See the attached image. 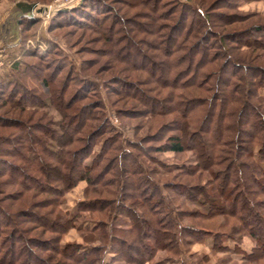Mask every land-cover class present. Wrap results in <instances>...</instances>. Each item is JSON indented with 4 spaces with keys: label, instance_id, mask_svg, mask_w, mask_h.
Segmentation results:
<instances>
[{
    "label": "trees",
    "instance_id": "1",
    "mask_svg": "<svg viewBox=\"0 0 264 264\" xmlns=\"http://www.w3.org/2000/svg\"><path fill=\"white\" fill-rule=\"evenodd\" d=\"M151 1V12L127 16L107 0H83L58 11L49 27L71 20L89 24L110 45V64L129 74L89 73L91 63L80 53L76 71L53 44L45 51L26 49L16 72L0 76V104L11 105L18 115L6 125L0 122L15 128L0 133V173L9 167L5 173L14 176L20 195L31 199L28 208L15 212L0 206V264H112L118 257L128 264H162L207 237L210 250L239 255L237 264H264V9L239 8L251 0ZM132 2L125 3L140 5ZM221 5L232 11H211ZM241 16L249 23L229 31L215 23ZM36 20L23 18L22 32ZM131 50L145 66L128 59ZM55 52L58 62L47 64L46 56ZM29 55L40 61L31 64L24 59ZM116 83L124 96L144 106L137 112L146 122L160 118L161 138L150 146L171 151L179 161L168 163L150 153L143 143L155 137L139 134L140 126L124 138L110 121L100 92L121 119L122 109L111 99L120 93ZM248 113L255 116L250 124L258 123L262 131H245L249 137L243 139L241 122ZM187 150L191 160L184 162ZM80 180L86 182L84 197L68 209L65 192ZM38 200L42 203H34ZM15 213L54 234L27 236ZM72 227L82 241L63 240ZM244 235L252 241L246 248ZM159 250L165 257L154 258Z\"/></svg>",
    "mask_w": 264,
    "mask_h": 264
},
{
    "label": "rangeland",
    "instance_id": "2",
    "mask_svg": "<svg viewBox=\"0 0 264 264\" xmlns=\"http://www.w3.org/2000/svg\"><path fill=\"white\" fill-rule=\"evenodd\" d=\"M12 1L13 0H0V17L2 13L8 8V6L10 5ZM29 1H36L38 5H42L44 7L45 5L50 3L52 0H29ZM79 1L80 0H75V3L72 5L57 9L55 12L50 14L48 17L42 15L41 13L43 11L42 10L41 12L35 14L36 16L33 19H37V20L32 25L26 26L23 32H22V27H21L20 41L15 45L0 48V76L9 77L14 72H16L15 69L17 67L15 66V63L17 62L19 57L22 56V53L26 51V49L27 50L28 49H33V50L38 49L40 51H45V50H48L50 46L52 48L53 44L57 46L59 51H62L64 55H66L71 61H73V63L75 64V67H77L76 71L77 70L79 71L80 57L78 54L80 53L82 57H85L88 60V62L90 61L91 63V65L87 69V72L89 73L96 71L105 77L110 74L119 75V76H124V74H129L126 68L119 69V68L113 67L110 64L111 58H109L106 54L108 51H110L109 49L110 45H106L105 41L100 40L99 38L100 36H98V33H97L98 30L91 28L90 26H88L89 24L87 23L76 24V23H72L71 22L72 20H71V21L65 22V24L61 26L56 27L54 25L52 29H49L50 24H52L53 20L55 19L54 17L58 11H65L68 9H72L75 6L80 5L81 2L79 3ZM134 1L135 2L138 1L141 6L140 5H135V6L128 5L127 6L125 2H128V0H107L108 4L110 3L111 5H113L114 10H115V7L118 8L119 10L121 9L120 11H121V14L123 13V15L131 16L136 10L140 11V14L143 13L145 15L151 12V9H150V4L152 2L151 0H134ZM164 1H167L165 5L171 3V0H164ZM204 1L206 2V0ZM135 2H132V3H135ZM239 8L244 9V10L254 9V10H258L261 12L264 9V3L262 2V0H251L249 2H244L243 4H240ZM211 11L214 13H216L217 11H224L225 13H227L229 11H232V8H227L225 6L223 7V5H221V6L212 8ZM241 17L242 18L237 17L235 18V20H233L234 17L229 18V19L225 18V19H221L218 21L216 19L215 23L217 24V28L219 30L221 29L223 31H229L230 29L243 27L244 25L249 23L250 19L244 18L243 16ZM23 18H26V17H23ZM29 19H32V18H29ZM142 19L143 20L146 19L145 21L148 20V18L146 17L144 18L140 17V20ZM125 25H127V27L130 26L128 22H126ZM155 34H156L155 36L157 38V45H158L159 43L158 35L160 34H158V32ZM155 36H152V37H155ZM134 37L138 38L139 35L135 33ZM146 37H149V36H146ZM247 41L249 43L252 42V40H250L249 38L247 39ZM256 48L257 50H260L259 46H256ZM76 49H79L80 52L76 53L77 52ZM152 51H155V50L153 49L148 50V53L151 54ZM57 57L58 56L56 52L50 54L49 56L47 55L46 59L47 61H49V63L47 64L52 65L53 63H55V61L58 62L59 59ZM24 59L28 60L31 64L35 62L38 63L40 61L36 55L25 56ZM128 59L131 60V62L134 63V65L135 64L142 65L144 63V66H145V62L142 60L141 56L138 55L135 51L131 50V54L128 57ZM94 61L96 62L95 64H93ZM20 65H23V64L20 62ZM13 67L15 69H13ZM134 67L139 68L138 66H134ZM32 71L36 73L37 70L33 69L31 70V73ZM65 71L66 70H63L62 73H64ZM31 73H28V74H31ZM135 73L140 74L141 72L140 70H137V72ZM222 73L224 75H227L228 73L227 69H224ZM130 74L132 75V73ZM161 75L166 76L164 72H161ZM138 78L139 79L144 78V74L139 75ZM34 81L35 80L33 79L30 82L33 83ZM116 85L120 93L119 95L111 94V99H115L114 101L116 103L115 104L116 108L122 109L119 111L121 114V119L125 123L122 122L120 117L116 114L114 108L111 106L110 103H108L107 101L108 99L104 96L105 95L104 91L101 90L100 93L103 94L102 100L104 101L106 113L109 116L110 121L114 125L118 126L120 129H122L124 138H131L133 136V126L135 127L140 126L141 128L139 130V134H147L149 135V138L155 137L152 140L146 139L145 140L146 142L143 143L148 146V151L150 153H152L153 155H156L157 158H161L168 163L179 161L180 158L177 156L175 157L174 155L172 156L171 151L157 152V150L155 151L153 149V146L152 147L150 146V145H156L158 143L157 139L161 138V134L157 133L158 130H156L157 123L160 122L159 121L160 118H157L156 122H152V121L146 122L145 117L139 116L141 115V113L137 112L142 107L144 108V106L137 99L124 96L123 92L121 91L122 90L121 83H116ZM222 87H223V83L221 82V88ZM259 90L262 92V89H259ZM7 91L8 89L6 90L5 93H7ZM90 95H91L90 98L93 99V92H90ZM165 104L167 105V103ZM6 108H8V110H4ZM125 109H134V110L128 113ZM13 110L14 109L11 105L0 104V115L8 117L7 119H4L5 121L0 120L1 124L6 125L10 123V121H13V119L18 117V115L15 112H13ZM247 116L248 118L246 116H243V120L241 122V129H243V132L240 134V138H243V139H247L249 137V135L246 134L245 131L249 134L250 133L253 134L254 132L255 134H258V131H262L261 130L262 128H260L258 123H254L255 127L251 125L252 123L250 124L251 121L254 122L255 116L250 113H248ZM169 117L170 115L164 116L163 119H167ZM19 118L23 119L22 116L21 117L19 116ZM93 121L94 120H92L91 123H94ZM143 123H146V126H141V124L143 125ZM1 126L2 127H0V133H2L3 135H7L10 131L15 130L14 127H8V126H3V125ZM4 145L6 144L4 143ZM8 146L12 147V144H9ZM7 159L11 160L13 158H11L10 155H7ZM182 159H184V162L191 160L189 150L184 152V158ZM5 170L9 172L11 171L10 168L6 166L4 169V172L0 173V206H3L10 212L12 211L15 212L17 211L16 209H19L21 207H23L24 209L28 208L27 203L29 204V201L31 199L30 198L27 199V197L20 195L22 191V189L20 190L21 188L20 185L16 182L15 179H13L14 176L7 175L5 173ZM231 172H230L231 173L230 175L233 176V170ZM243 177L247 178L246 170H243ZM85 185H86V182L84 180H80L71 189L65 192V201L63 204L64 207L71 209L79 199L84 197L83 188ZM43 198H44L43 196H39L37 199H43ZM34 203L41 204L42 200L35 201ZM228 205L229 204L226 203L224 205V208H227ZM235 205L238 206V203L235 202L234 206ZM257 207H259V205ZM85 216H87V214H85ZM0 217H2L1 214H0ZM14 219L15 221L19 222L18 224L22 226L23 229L27 230V231H24L27 236L32 235L36 237H44L46 235L50 237L54 234L53 232H49V231L47 232L43 230L42 225L38 221L34 222L33 220H30V218H28L27 215H18L15 213ZM4 228L5 226L2 227V232ZM168 235L169 234L166 235V238L168 237ZM63 240L82 241V238L79 235L76 228L72 227L63 236ZM22 241L24 242V240L18 239L17 243H22ZM242 241H243V246L245 248L252 245V241H250L248 237H246L245 235L242 237ZM209 242H210L209 237H207V239H205L204 241H194L187 248V251L191 252L190 257L188 256L187 251L186 252L181 251L176 256L170 255L169 258L168 256H166L167 258L164 259V262L162 264H186V261L191 262V264H193V261H194V264H233V262H235L236 264L238 263L239 255H233L226 249L221 250V251L210 250L208 247ZM224 243L231 245L232 241L226 240L224 241ZM31 247L32 249H34V251H37V253H40V254L43 253V251L40 250L38 246L31 245ZM163 256L165 257V252L159 250L157 251V254L155 255L154 258H157V257L159 258ZM262 260H264L263 257H262ZM31 264L33 263L31 262ZM34 264H36L35 261H34ZM112 264H128V263L124 261L123 258L118 257L115 260V262H113Z\"/></svg>",
    "mask_w": 264,
    "mask_h": 264
},
{
    "label": "water",
    "instance_id": "3",
    "mask_svg": "<svg viewBox=\"0 0 264 264\" xmlns=\"http://www.w3.org/2000/svg\"><path fill=\"white\" fill-rule=\"evenodd\" d=\"M43 9L36 1L13 0L0 17V48L17 44L21 38L23 17L33 19Z\"/></svg>",
    "mask_w": 264,
    "mask_h": 264
},
{
    "label": "built area",
    "instance_id": "4",
    "mask_svg": "<svg viewBox=\"0 0 264 264\" xmlns=\"http://www.w3.org/2000/svg\"><path fill=\"white\" fill-rule=\"evenodd\" d=\"M75 3V0H52L50 3L44 6L41 12L43 16L48 17L50 14L55 12L57 9L65 6H70Z\"/></svg>",
    "mask_w": 264,
    "mask_h": 264
}]
</instances>
